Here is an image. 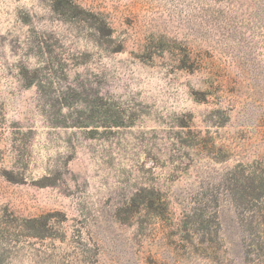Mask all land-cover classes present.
Returning <instances> with one entry per match:
<instances>
[{
  "label": "rangeland",
  "instance_id": "1",
  "mask_svg": "<svg viewBox=\"0 0 264 264\" xmlns=\"http://www.w3.org/2000/svg\"><path fill=\"white\" fill-rule=\"evenodd\" d=\"M0 264H264V0H0Z\"/></svg>",
  "mask_w": 264,
  "mask_h": 264
}]
</instances>
